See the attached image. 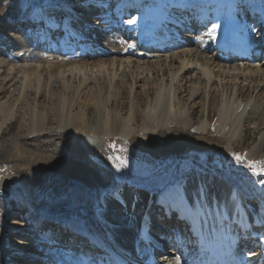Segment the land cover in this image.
<instances>
[{"label": "bare ground", "instance_id": "1", "mask_svg": "<svg viewBox=\"0 0 264 264\" xmlns=\"http://www.w3.org/2000/svg\"><path fill=\"white\" fill-rule=\"evenodd\" d=\"M76 2L89 15L96 13L88 2ZM40 3L35 0V8ZM163 5L174 14L171 22L179 31L164 30L165 25L156 32L149 21L147 32L137 35L136 50L142 56L32 66L0 60V89H8L0 103V135L20 111L27 118L29 136L41 138L47 132L50 139L47 151L37 155L29 154L26 143L14 139L5 154L19 170L58 172L61 184L53 186V194L59 196L86 174L100 172L87 154L103 149L105 140L116 139L121 151L152 153L159 149L163 132L171 139L222 141L230 151L242 140L246 121L253 128L264 127V0H229L223 7H216L212 0H166ZM142 8L140 0H131L122 12L132 16ZM223 13L240 25L237 31L229 25L225 40L216 29ZM42 43L52 58L65 55L48 37ZM235 48L239 50L233 55ZM88 108L97 112L89 118L93 126L87 119ZM256 118L261 124H256ZM246 158L256 164L254 176L264 178V128ZM28 176L15 179L22 189L30 181ZM99 183L105 189L99 210L91 216L80 211L58 239L62 248H76L69 255L74 257L73 264H228L229 252L223 254V250L234 234L238 264H264V198L258 202L257 218L243 190L230 188L215 171L180 179L163 194L128 188L113 196L108 192L111 182ZM188 192L196 201L193 205L187 203ZM222 202L235 211L227 221ZM152 204L158 209H151ZM171 211L179 227L165 235L153 231L151 216L167 229V221L174 218ZM127 215L130 222L121 223ZM147 229L157 236L159 246L144 260L139 254L149 248ZM25 238L23 242L29 244ZM12 246L8 242V255L14 253ZM54 252L47 253L52 261L42 258L46 261L41 262L34 256L24 264H58Z\"/></svg>", "mask_w": 264, "mask_h": 264}, {"label": "rangeland", "instance_id": "2", "mask_svg": "<svg viewBox=\"0 0 264 264\" xmlns=\"http://www.w3.org/2000/svg\"><path fill=\"white\" fill-rule=\"evenodd\" d=\"M76 1L79 0H41L39 8H35V0H0V60L11 65L32 66L36 63H92L110 60L115 56H142L136 50L140 44L137 35L147 32L149 21L156 32L163 30L160 28L165 25L164 30L170 28L173 33L179 31V27L171 22L174 14L164 9L167 7L163 5L166 0H140L143 10L132 16L122 12L131 0H81L95 7L96 13L93 15L80 9ZM228 1L212 0L216 7L226 6ZM229 25L234 31L240 27L236 19L228 18L225 13L219 15L216 29L220 39L225 40ZM44 37H48L56 45V49H62L61 53L65 55L52 58L45 54L42 43ZM24 53L27 56L20 57ZM6 92L8 89H0V103L6 100ZM94 111L86 109L89 126H93V120L89 118L97 116ZM19 112L0 135V264H24V261L34 256L40 258L41 255V262L46 261L42 258L52 261L48 251H55L56 263L73 264L74 257L69 255L76 248L72 247L69 252L71 247L62 248L58 239L62 233H66L67 223L76 218L80 211L91 216L99 210L100 198L105 191L99 183L101 181L111 182L108 192L113 196L134 188L163 194L180 179L189 178L199 171H215L225 179L230 188L243 190L248 205L255 207L252 209L254 215L257 216L261 211L258 202L264 198V185L261 184L264 178L254 176L256 164L249 161L246 154L258 142L264 128L262 125L253 128L246 121L242 140L230 151L225 149L222 141L202 143L194 137L171 139L163 132L157 144L159 149L152 153L121 151L116 139L105 140L103 149L87 154L91 163L99 166L100 172L96 175L86 174L70 190L56 196L53 194V186L61 184V174L50 170H19L15 166V160L5 154L14 139L26 143L31 155L48 149V133H44L41 138L29 136L25 128L27 118L24 113ZM211 116L215 118V112ZM255 120L256 124H261L259 118ZM201 145L203 149L199 148ZM46 172L50 175L47 176ZM26 174L30 181L22 189L20 181L15 179ZM30 183H34L33 186ZM150 208L158 209L153 204ZM171 214L174 217L173 212ZM126 218L121 223H129V215ZM156 218L152 215L153 220L149 223H154L151 229L157 230L161 235L179 227L175 217L171 222L167 221V229ZM25 237L29 239V244L23 242ZM8 242L13 245L12 255L7 254Z\"/></svg>", "mask_w": 264, "mask_h": 264}, {"label": "snow or ice", "instance_id": "3", "mask_svg": "<svg viewBox=\"0 0 264 264\" xmlns=\"http://www.w3.org/2000/svg\"><path fill=\"white\" fill-rule=\"evenodd\" d=\"M131 22V21H130ZM109 159H111V157H109ZM236 159L239 160V157H236ZM123 163V161H121ZM126 166V165H125ZM119 170V169H118ZM261 184L264 185V180L261 181Z\"/></svg>", "mask_w": 264, "mask_h": 264}, {"label": "water", "instance_id": "4", "mask_svg": "<svg viewBox=\"0 0 264 264\" xmlns=\"http://www.w3.org/2000/svg\"><path fill=\"white\" fill-rule=\"evenodd\" d=\"M0 194H1V192H0Z\"/></svg>", "mask_w": 264, "mask_h": 264}]
</instances>
